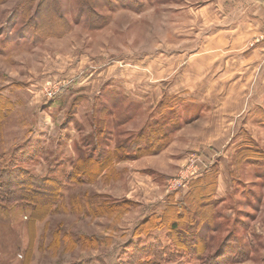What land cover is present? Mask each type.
Returning <instances> with one entry per match:
<instances>
[{
	"label": "rangeland",
	"instance_id": "rangeland-1",
	"mask_svg": "<svg viewBox=\"0 0 264 264\" xmlns=\"http://www.w3.org/2000/svg\"><path fill=\"white\" fill-rule=\"evenodd\" d=\"M252 1L0 0V176L61 183L0 202V264H264V103L224 100L255 16L264 55Z\"/></svg>",
	"mask_w": 264,
	"mask_h": 264
},
{
	"label": "trees",
	"instance_id": "trees-1",
	"mask_svg": "<svg viewBox=\"0 0 264 264\" xmlns=\"http://www.w3.org/2000/svg\"><path fill=\"white\" fill-rule=\"evenodd\" d=\"M140 142L142 141L140 140ZM138 146L141 148L139 149V155H143L151 150L147 147L148 145L145 146L144 150L141 143ZM159 149L160 147L153 148L155 151ZM25 171L20 166H9L2 171L5 172V175L4 177L0 176V202L5 200L7 202L21 200L33 214L39 208H50L56 196H59L61 183L55 177L39 178ZM176 224L173 223L171 226L172 230L176 229ZM191 240V242L187 239L185 241L174 240V244L180 248L185 247L189 249L193 247L199 252L198 247H200L202 239L194 237ZM168 248V246L157 242L137 247L125 261V264H162L171 258L172 253L169 254Z\"/></svg>",
	"mask_w": 264,
	"mask_h": 264
},
{
	"label": "crops",
	"instance_id": "crops-1",
	"mask_svg": "<svg viewBox=\"0 0 264 264\" xmlns=\"http://www.w3.org/2000/svg\"><path fill=\"white\" fill-rule=\"evenodd\" d=\"M255 6V11H258L256 4L259 6L263 5L261 8H264V0H253L252 1ZM256 17V16H255ZM251 20L250 26L251 30L240 32L238 36V40H233V44L241 43L242 40H254V47L250 48V54L246 55H236L233 57V64L238 71L247 70V77L245 78H237L233 81V84L238 85V88L232 90L231 96L228 95L225 101H233L238 102L234 107V112L238 116L240 112L250 111L255 109V107L262 106L261 104L264 103V59H263V51H262V44L258 42L257 37L259 34L262 33V29L260 28V18L256 17ZM242 45V43H241ZM235 49L234 45L232 46L231 50ZM230 52L229 50H226ZM242 71V72H244ZM246 88V89H245ZM243 103V104H242Z\"/></svg>",
	"mask_w": 264,
	"mask_h": 264
}]
</instances>
